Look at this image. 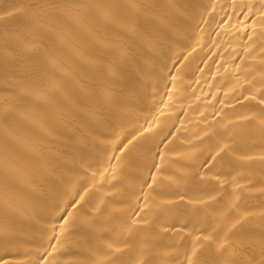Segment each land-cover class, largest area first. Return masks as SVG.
Here are the masks:
<instances>
[{"label": "bare ground", "instance_id": "1", "mask_svg": "<svg viewBox=\"0 0 264 264\" xmlns=\"http://www.w3.org/2000/svg\"><path fill=\"white\" fill-rule=\"evenodd\" d=\"M262 3L0 0V264L258 262Z\"/></svg>", "mask_w": 264, "mask_h": 264}, {"label": "snow or ice", "instance_id": "2", "mask_svg": "<svg viewBox=\"0 0 264 264\" xmlns=\"http://www.w3.org/2000/svg\"><path fill=\"white\" fill-rule=\"evenodd\" d=\"M130 6L133 7V8H138L139 7L135 3L130 4ZM233 7H235V6H233ZM261 7L264 8V3L261 4ZM241 15H245V13L242 11ZM253 15H255V13L253 12L252 8L251 7H247V15H245V20H247L249 17H251ZM261 19L264 20V13L261 14ZM105 97H106V99L110 100L111 99L110 92L106 91L105 92ZM262 102H264V101H262ZM129 143H131V141ZM125 147H127V146H125ZM153 166L155 167L156 165H153ZM153 179H155V178L153 177ZM85 192H87V189H85ZM80 199L83 200L84 196H81ZM134 223H135V221H134ZM205 239H210V237H206ZM109 247L111 248L112 245H109ZM223 247H225V244H220L219 245V248H223ZM115 251L119 252L120 249L117 248V249H115ZM261 254H262V258L258 262L254 261V260H249V261L246 262V264H264V245H262V247H261ZM196 256H197V251L195 249H193L191 256L186 258V264H200V262L197 259H194V257H196ZM102 264H110V260H105V261L102 262ZM225 264H229V262L225 261Z\"/></svg>", "mask_w": 264, "mask_h": 264}]
</instances>
